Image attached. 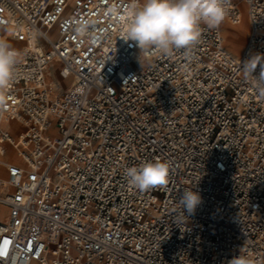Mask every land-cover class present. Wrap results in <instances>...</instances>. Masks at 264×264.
<instances>
[{"label":"built area","instance_id":"obj_1","mask_svg":"<svg viewBox=\"0 0 264 264\" xmlns=\"http://www.w3.org/2000/svg\"><path fill=\"white\" fill-rule=\"evenodd\" d=\"M240 1L234 55L221 29L240 24ZM131 3L0 0V39L24 53L0 107V264H264V98L241 69L264 55V0H231L197 46L167 55L125 41ZM85 21L90 35L75 31ZM52 61L72 78L60 97ZM156 160L166 185L127 183ZM186 189L202 198L187 220Z\"/></svg>","mask_w":264,"mask_h":264},{"label":"clouds","instance_id":"obj_2","mask_svg":"<svg viewBox=\"0 0 264 264\" xmlns=\"http://www.w3.org/2000/svg\"><path fill=\"white\" fill-rule=\"evenodd\" d=\"M130 7L131 14L123 26L125 41L135 42L141 51L156 49L167 55L181 50L188 53L197 46L204 26L214 29L225 21L231 0H132ZM75 31L90 35L88 22L78 23ZM23 56L22 50L10 41L0 39V107L5 103L3 90L18 75ZM241 69L264 98V55L257 54L245 60ZM124 176L131 187L144 192L168 183L170 165L161 160L145 162L139 167L126 168ZM178 203L180 215L187 220L185 213L194 214L202 198L199 192L186 189ZM229 264H251V261L246 255H238Z\"/></svg>","mask_w":264,"mask_h":264},{"label":"bare ground","instance_id":"obj_3","mask_svg":"<svg viewBox=\"0 0 264 264\" xmlns=\"http://www.w3.org/2000/svg\"><path fill=\"white\" fill-rule=\"evenodd\" d=\"M237 8H238V10L240 12V24L237 25V26L225 25L221 29V34H222V38H223V45L229 52H231L234 55L237 54V52H239L241 50V47H242L239 37H241V36L245 37L246 33L249 32V26H248V22H247V19H246V5H245V3L243 1H240L237 4ZM226 29H229V30H226ZM223 31L227 35L236 33L237 40L230 38L231 41L227 42V37L224 35ZM13 46L19 47V44H13ZM50 65H52L51 67L53 68V71H54L55 75L57 76V80L56 79H52V78L50 80L47 79L46 74H47V70H48ZM49 66H47V69H46V72H45L46 83H47V87L49 89H51L52 94L56 95L52 89L53 88H55V89L58 88L57 86H59L61 88V85H62L61 84V81H62L61 77L68 78V76L67 77L65 76V74H66L65 71L63 70V68L61 67V65L57 61H52L49 64ZM50 85H52L53 87L51 88ZM33 264H36V263H33Z\"/></svg>","mask_w":264,"mask_h":264},{"label":"rangeland","instance_id":"obj_4","mask_svg":"<svg viewBox=\"0 0 264 264\" xmlns=\"http://www.w3.org/2000/svg\"><path fill=\"white\" fill-rule=\"evenodd\" d=\"M246 19H247V15H246ZM247 22H248V20H247ZM244 25V24H243ZM223 33H224V35L227 37V42L228 41H231V39L230 38H232V39H235V40H237V35H236V33H234V34H230V35H227L224 31H223ZM229 37V38H228ZM234 37V38H233ZM246 37H247V33H246V35H245V37L244 36H241V37H239V39H240V41H241V46L243 47V45H244V43H245V40H246ZM242 47H241V50H242ZM240 50V51H241ZM239 51V52H240ZM239 52H237V54L239 53ZM237 54H235V55H237ZM52 65H50L49 66V68H48V70H47V74H46V76H47V79H56L57 80V76L55 75V73H54V71H53V68L51 67ZM58 75V74H57ZM60 77V76H59ZM62 78V81H61V88L59 87V86H57L58 88H53L52 90L54 91V93L56 94V95H54V96H56V97H60V96H63L64 94H65V92H66V90L68 89V85L71 83V81H72V78L71 77H68V78H63V77H61ZM51 86V88L53 87L52 85H50ZM63 87V88H62Z\"/></svg>","mask_w":264,"mask_h":264},{"label":"crops","instance_id":"obj_5","mask_svg":"<svg viewBox=\"0 0 264 264\" xmlns=\"http://www.w3.org/2000/svg\"><path fill=\"white\" fill-rule=\"evenodd\" d=\"M226 30H229V29H226ZM237 37V36H236ZM242 51V50H241ZM241 51L237 54V55H239L240 53H241Z\"/></svg>","mask_w":264,"mask_h":264}]
</instances>
